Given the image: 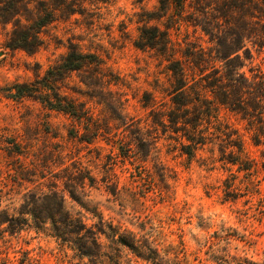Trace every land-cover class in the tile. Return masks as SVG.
Listing matches in <instances>:
<instances>
[{
  "label": "rangeland",
  "instance_id": "rangeland-1",
  "mask_svg": "<svg viewBox=\"0 0 264 264\" xmlns=\"http://www.w3.org/2000/svg\"><path fill=\"white\" fill-rule=\"evenodd\" d=\"M159 1L114 0L108 5L93 1L85 15L46 27L43 45L34 54L8 48L13 25L0 23V214L17 215L28 195L65 191L71 176L86 175L98 183L89 186L87 181L85 188L75 185L79 193L88 195L83 201L97 204L114 225L139 237L151 234L150 240L166 259L178 256L182 264H264V147L253 144L238 117L222 112L223 120L243 134L249 157L255 161L251 174L220 162L217 145H208L190 161L174 149L177 143L162 135L155 161L151 158L157 154L141 162L152 175H138L140 162L125 159L118 151L129 138L122 133L125 127H119L121 121L113 118L124 115L128 122L132 119L145 130L152 129L146 97L156 98L159 109L170 100L168 63L156 51L134 44L142 20L148 18L145 14L156 16ZM150 25L170 27L175 58L191 78V55L204 52L209 59L230 48L243 47L242 72L248 77L259 68L264 70V0H188L181 16L172 9ZM70 42L104 61L106 76L101 80L109 83L105 88L89 89L82 83L83 75L74 73L65 92L91 109L103 125L109 124L110 142L103 138L92 144L80 142L69 136L75 125L72 118L30 99L8 98V87L44 75L67 52ZM247 49L252 59L244 57ZM157 159L170 170L166 183L158 175ZM106 178H112L118 195L107 191L102 182ZM133 193L138 194V203L134 204ZM66 195L67 206L80 209ZM137 222L144 223V231ZM6 230L7 225L0 228V264H92L46 231L26 227L12 234ZM106 264L150 263L125 251L119 260L110 258Z\"/></svg>",
  "mask_w": 264,
  "mask_h": 264
},
{
  "label": "trees",
  "instance_id": "trees-1",
  "mask_svg": "<svg viewBox=\"0 0 264 264\" xmlns=\"http://www.w3.org/2000/svg\"><path fill=\"white\" fill-rule=\"evenodd\" d=\"M93 1L97 5H108L114 0H0V23L13 25L7 47L34 54L43 45L41 34L46 27L69 16L85 15L87 5ZM187 1L160 0L157 15L149 17L145 14L148 18L142 20L145 23L138 29L139 36L134 44L141 50L156 51L168 63L166 68L171 78L167 94L170 100L161 104L159 109L156 98L146 97L145 106L152 109V129L145 130L132 119L128 122L124 115L113 118V121H121L119 127H125L122 133L127 132L129 138L126 143L120 144L118 151L125 159L134 158L140 162L138 175H152L142 163L157 154L151 158L155 161L162 135L177 143L174 149L190 161L208 145H217L220 162L238 166V172L251 174L255 161L249 157L243 134L223 120L222 112L225 110L238 117L244 123V130L251 135L253 144L264 147V70L259 68L255 75L248 77L242 72L244 58L240 52L243 47L230 48L222 52L218 50L211 59H205L204 52L191 55L194 63L191 78L183 62L175 58L170 27L162 29L158 25H150L151 20L161 19L172 9L181 16ZM244 57L253 58L249 49L244 52ZM217 62L222 65L218 66ZM74 73L83 75L82 83L89 89L105 88L108 83L101 80L106 76L102 58L70 42L67 52L44 75H38L31 82L8 87V98L30 99L49 111L72 118L75 125L69 136L80 142L92 144L100 138L106 140V135L111 132L109 124L103 125L91 109L65 92L67 81ZM107 141L110 142V139ZM262 154L264 156V149ZM155 167L166 183L171 175L169 168L159 159ZM111 179L106 178L102 182L107 191L116 196L118 191L114 190ZM141 179L144 180L143 177ZM69 180L65 183V191L50 189L49 192L32 193L25 197L17 215L1 212L0 228L7 225L6 231L12 234L26 227L46 231L61 244L68 245L79 259H88L92 264H106L110 258L119 260L125 251L150 264H182L178 256L173 261L166 259L155 241L150 240L151 234L139 237L121 225H114L104 218L97 204L83 201L88 195L79 193L75 185L85 188L89 181V186H93L98 183L96 179L77 175ZM66 192L80 209L67 206ZM139 198L145 196L139 195ZM133 200L134 204L138 203L137 193H133ZM133 220L139 221L140 218L134 217ZM136 225L145 230L143 222Z\"/></svg>",
  "mask_w": 264,
  "mask_h": 264
}]
</instances>
